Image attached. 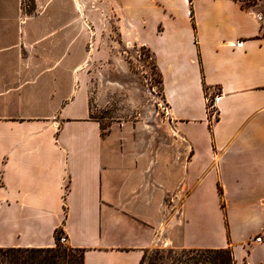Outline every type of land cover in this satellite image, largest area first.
Listing matches in <instances>:
<instances>
[{"label":"crops","instance_id":"0c3cea01","mask_svg":"<svg viewBox=\"0 0 264 264\" xmlns=\"http://www.w3.org/2000/svg\"><path fill=\"white\" fill-rule=\"evenodd\" d=\"M97 1L122 9L132 2L148 8L151 2L167 12L166 21L154 19L149 26L142 14L125 15L124 32L151 52L168 115L188 136L184 187L201 151V176L214 171L223 218L211 236L218 243L176 240L175 151L167 163L138 165L134 154L111 143V134L102 136L99 122L76 96L59 107L55 121L0 116V246H51L61 229L68 245L83 248L82 264H140L154 246L233 250L246 243L264 250V242L245 236L264 226V14L237 0H181L186 27L172 16L176 0ZM183 27L190 41L185 61L180 49L157 50L148 42L174 37ZM211 87L218 90L214 117L208 116L204 92ZM184 123L206 131L204 147L197 145L198 134L187 135ZM179 147L188 154V144Z\"/></svg>","mask_w":264,"mask_h":264},{"label":"rangeland","instance_id":"374dc122","mask_svg":"<svg viewBox=\"0 0 264 264\" xmlns=\"http://www.w3.org/2000/svg\"><path fill=\"white\" fill-rule=\"evenodd\" d=\"M237 1L264 14V0ZM79 4L76 6L75 0H0V116H48L47 120L55 121L59 107L80 96L89 116L99 122L102 136L111 134V143L134 154L138 165L148 169L157 161L167 163L174 150L178 178L171 196L175 195L177 209L176 240L185 236L191 242L217 244L211 235L223 215L214 171L201 176L205 163L201 151L200 159L188 167L186 186L179 187L189 156L188 136L168 115L151 52L124 32L125 15L133 19L142 14L149 26L154 19L166 21L167 12L158 11L151 2L143 9H137L134 2L128 9L102 6L97 0H79ZM186 10L181 0L175 1L172 16L178 18L179 26L188 21ZM182 30L177 36H154L148 42L157 50L164 45L170 46L169 50L180 49L179 59L185 61L190 41L188 28ZM217 92L214 87L206 89L210 117L217 114L211 104ZM172 127L186 138L183 144L173 139ZM182 127L187 135L188 131L198 134L197 145L204 147L206 131L200 124L184 123ZM184 144H188V154L179 147ZM167 145L174 149L169 151ZM257 228L245 236L251 237ZM55 243L54 238L51 246ZM58 244L63 254L59 264H82L79 249L66 242ZM228 248L234 251L235 264H242L243 258L244 264H264V250L246 243ZM194 249L187 252L186 248L154 246L145 251L140 264H192L197 258L195 264H208L202 248Z\"/></svg>","mask_w":264,"mask_h":264},{"label":"trees","instance_id":"16d2710c","mask_svg":"<svg viewBox=\"0 0 264 264\" xmlns=\"http://www.w3.org/2000/svg\"><path fill=\"white\" fill-rule=\"evenodd\" d=\"M190 15H193L192 10H190ZM204 92L206 94V90ZM208 116H210L209 113ZM61 232V229L54 231V238L56 239L55 246H0V264H59L63 257L62 250H58L60 247L58 242ZM75 249L81 251V261L83 263V248ZM188 250L194 251L195 249L189 248L186 251L188 252ZM200 252L204 253L203 259L205 263L235 264L232 252L228 247L202 248ZM198 261L199 259L197 258L192 264Z\"/></svg>","mask_w":264,"mask_h":264},{"label":"built area","instance_id":"2783aa9c","mask_svg":"<svg viewBox=\"0 0 264 264\" xmlns=\"http://www.w3.org/2000/svg\"><path fill=\"white\" fill-rule=\"evenodd\" d=\"M214 99H215V97H213L211 99V101H212L211 104H214ZM251 240L254 243H262V242H264V226L262 228H260L257 232H255L252 235V239ZM59 241L60 242H66V237H65V235L63 233L60 234Z\"/></svg>","mask_w":264,"mask_h":264},{"label":"bare ground","instance_id":"6f19581e","mask_svg":"<svg viewBox=\"0 0 264 264\" xmlns=\"http://www.w3.org/2000/svg\"><path fill=\"white\" fill-rule=\"evenodd\" d=\"M147 126V125H146ZM172 131L174 135L172 136L174 140H179L180 142H184V138L181 136V134L176 130V128L172 127ZM185 145V144H184ZM179 187H184V181L183 179L178 182Z\"/></svg>","mask_w":264,"mask_h":264}]
</instances>
